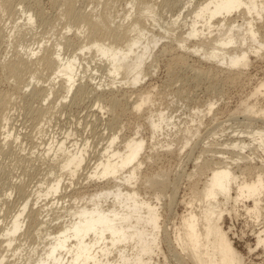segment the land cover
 <instances>
[{
	"label": "rangeland",
	"instance_id": "1",
	"mask_svg": "<svg viewBox=\"0 0 264 264\" xmlns=\"http://www.w3.org/2000/svg\"><path fill=\"white\" fill-rule=\"evenodd\" d=\"M141 1L143 0H76L74 4L77 12H92L96 17L109 11L107 21L115 31L119 27V33L143 17L146 19L145 28L150 38L154 35L161 39L150 53L152 59L146 62L147 80L131 90H136V93L130 91L132 98L125 99L122 92H116L115 97L109 92L100 93V97L93 94L91 90L96 84L103 81L102 85L106 86L112 78L108 76L106 60H101L94 52H85L81 56L84 70L80 72L88 78L76 85L67 100H61V96L60 99L51 96L50 100L44 102L45 95L34 94L32 89L26 90L23 95H17V86L3 72L2 65L17 55L23 56L32 52L38 53L40 58L47 51H54L60 46L64 58H69L80 52V45L87 42L89 31L66 14L67 0H0L1 8L3 2L16 8V12L11 16L7 14L9 11L0 9V23L5 30L3 35L6 34L3 40L0 39V97L9 95L14 98V109L9 114L11 119L8 128L11 127L16 137L20 138L17 143L12 144L11 150H8L9 146L2 144V140L6 138V129L0 126V233L12 227L10 225L20 209L19 204L28 196V200L32 198V203L27 214L31 215L32 209L35 213L28 219L26 226L23 224L24 230L15 237L14 246L8 254L7 248L3 250L0 241V255L4 251L9 259L5 264H24L22 259L25 258L22 256L32 254L33 248L38 247L41 220L48 223L49 230L56 232L57 227L62 224V220L57 221L59 218L68 221L84 206L91 208L89 196L101 191L95 185L77 191L66 190L65 183L56 198L52 195L47 201H36V194L41 190L36 186L55 178L50 176V161L46 158L47 141L54 136L63 139L67 134H71V143H89L91 149L88 153L92 156L93 163V157L101 154V149L114 136H118L120 140L116 142V146L121 152L134 140L146 142L141 159L139 158L144 168L137 174L135 191L142 196L141 201L146 200V203L150 202L153 206H162L158 208L162 215V255L160 260L154 256L155 262L159 264H192L178 250L175 238L183 225V216L191 210L188 204H192L194 209L199 211L201 204L198 206V202L213 170L231 165L232 171L240 178L239 181L247 183L256 181L264 171V149L261 150L258 144H254V138L248 135L254 134L256 130L264 131V48L258 46L264 44V14L262 18H258L254 13L248 16L241 9L226 21H222L226 30L238 22L234 27L243 26V31L248 37H251L250 29L254 28V32H258V44H254L256 40H248L246 44L232 43V46L224 48L228 56H242L243 51L249 55L246 67L232 68L228 66V56L226 66H223L220 60L204 58L203 51L200 54H187L179 48L180 44H183L182 38H186V34L190 32L194 12L205 0H194L192 8L188 6V10L183 8L189 0H144L153 6L158 24H152L150 15H145L138 9ZM258 1L259 5L264 4V0ZM20 10L24 14H35L36 24L30 27L26 22L27 16ZM180 14L183 15V21L174 26L173 19ZM128 16L130 18L126 20ZM184 22H187L188 26ZM248 22H252V28H248ZM198 30H202V26H198ZM216 36L215 31L212 36L208 35L206 40L202 36L193 38L187 46L200 51L198 45L201 41L208 42ZM256 50H262L259 52L260 56L256 54ZM182 55L184 60L179 61V56ZM35 59L32 57L33 61H36ZM37 67L41 69L40 65ZM240 69L241 73H238ZM42 73L45 77L46 72ZM89 77H94L92 80L97 82H92ZM119 82H124L122 77ZM47 84L46 79L38 82L40 86ZM80 84L88 90L79 91ZM119 85L121 86H117ZM140 94L148 98V102L140 110H136L135 103ZM114 102L119 107H112ZM211 104H214L213 110L210 108ZM41 108L50 110L44 120L36 116ZM160 116L170 127L162 124V131L154 130V124L160 122ZM170 118L172 120L168 122ZM241 138L248 144L246 152L223 146L232 139ZM220 150L225 154L218 156ZM240 158L243 159L242 162H238ZM131 170L130 166L125 171ZM113 185L111 183L106 187ZM19 187L25 188L27 197L20 194ZM34 188L38 189L35 195ZM5 196L8 201L10 199L9 203L12 205L4 203ZM236 196L235 193L234 199L228 202L223 196L220 198L221 210L230 212V216L224 214L220 226L227 233L237 256L240 257L239 264H264V244H258L257 240V234L264 232V192L261 196L258 222L256 216L248 214L246 209V206L249 210L253 208V203L236 204ZM156 198L160 199V204L156 202ZM54 200H58L56 206ZM113 200L108 201L112 204ZM60 202L62 206L58 208ZM70 210L74 212L70 214ZM18 248H22V256L12 257ZM41 249L42 247L38 250L39 253H42ZM163 255L168 262L164 260Z\"/></svg>",
	"mask_w": 264,
	"mask_h": 264
},
{
	"label": "bare ground",
	"instance_id": "2",
	"mask_svg": "<svg viewBox=\"0 0 264 264\" xmlns=\"http://www.w3.org/2000/svg\"><path fill=\"white\" fill-rule=\"evenodd\" d=\"M75 2L76 0H67L65 12L76 23L83 25L89 31L87 42L80 45L78 54L75 53L69 58L66 56L65 59L62 54V46H60L54 51H47L40 58H38V53L36 52L23 56L17 55L14 59L2 65L3 72L6 73L9 80L16 84L17 95H23L27 92L26 90L32 89L34 94L45 95L44 102L50 100L51 96L59 97V99L61 96V100H67L76 85L88 78L84 74L81 75L80 72L82 69L84 70L81 64V56L85 52H88V54L94 52L101 60H106L108 76L112 80L106 86L102 85L104 84L103 81L100 84H96V86L94 84L95 88L93 87L94 89L91 90L92 93L98 94L97 97H100L102 96L100 93L109 92L112 97H115L114 94L116 92H122L125 99H131L132 95L130 93L137 92L136 90H131L136 89L144 80H147L145 78L146 62L152 59V54L150 53L157 47L161 39H157L154 35H151L150 38L145 28L146 19L143 17L127 27L122 33H119L117 32L119 27L115 31L107 21L109 11L99 17H96L92 12H77L74 6ZM192 4H194V0H189L183 9L188 10V6L192 8ZM140 5L138 9L143 14L150 15L152 24H158L153 6L144 0L141 1ZM0 9L9 11L7 13L9 16L16 12V8L7 2H3ZM241 9L248 16H252L254 13L258 18H262V14H264V4L259 5L258 0H205L198 6V10L194 12V17L190 24V32L186 34V38L181 37L183 41L181 43L183 44L179 42V48L187 54H200L203 51L204 58L220 60V64L226 66V56L228 54L225 51L226 49H224L225 47L228 48V45L232 46V43L246 44L248 40L254 42L256 36H258V32H254V28H252V22H248V28H252L250 29L251 37L245 35L246 32L243 31V26L234 27L238 22L232 24L227 30L224 28V22L222 21H226ZM184 10H182V14H184ZM20 12L22 11L20 10ZM37 12L40 13L39 9H37ZM22 14L27 16L26 22H28L30 27L36 24L35 14H32V12H28V14L22 12ZM182 14L173 19L175 20L173 22L174 26L179 25L183 21H181ZM128 18L130 16L126 20ZM200 20L202 24H200ZM221 22L222 24H220ZM186 23L184 22V24ZM198 26H202V30L199 31ZM68 30L70 31V28ZM3 31L5 32L0 23V39L2 40L6 35L5 33L3 35ZM215 31L217 32L215 38L208 42H200L201 44L198 45L200 51L187 46L191 39L201 36L205 39L208 35L212 36ZM145 34H148V36H145ZM144 40H146V44H144ZM254 44H258V40ZM258 46L264 48V44H258ZM256 52L260 56L259 52H262V50H256ZM32 57L36 58V61H33ZM228 58H230L228 66L241 68L247 66L249 55L246 51H243L242 56L234 54L228 56ZM180 59L183 61L184 56H179V61H181ZM39 65L41 69L37 67ZM228 70L231 71V69ZM42 72H46L45 77ZM237 72L241 73V69ZM120 77H122L124 82H119ZM93 78H90V80ZM42 79H46V82H48L47 86L38 85V82ZM92 82H97V80H92ZM118 84H121V86H117ZM85 87L80 84L78 89L82 91L86 89ZM138 98L135 103L137 105L135 107L136 110H140L148 102V98L142 94ZM112 107L117 108L119 105L114 102ZM210 108L213 110L214 104H211ZM13 109V97L9 95L0 97V126L6 129V138L2 140V144L5 147L9 146L8 150H11L12 144L20 140L19 137H16L17 135H15L11 127L8 128L9 119H11L9 114ZM49 113V109L41 108L36 116L44 120ZM162 116H160V122H158L160 126L154 124V118H152L154 130L162 131V124H166V120H162ZM171 120L170 118L168 122H171ZM3 122L5 125H3ZM166 126L170 127L168 124ZM248 135L254 138V144H258L261 150L262 148L264 149V131L258 132L256 130L254 134ZM70 138L71 134H67L66 138L59 139L54 136L47 141L46 158L50 161V176L55 178L38 184L36 188H40V192L34 188V195L38 192L36 201H47L52 195L56 198L65 183H67L66 190L73 189L77 191L88 189L87 187L90 185H95L101 191L89 196L90 202H92L91 208L84 206L76 211L70 217V220L66 218L68 221L64 220V218H59L57 221L62 220V224H59L60 226L57 227L58 231L56 232L49 230L48 223L41 220L38 247L33 248V253L26 256H22V248H18L12 257L20 258L22 256L25 258L22 259L24 264H159L155 262L154 256L160 260L162 255L160 250V246H162L160 244L162 215L158 209L162 208V206H153L150 202L146 203V200L141 201L140 198L142 196L135 191L136 182H138L137 174L144 168L140 159L146 142L144 140L140 142L134 140L130 146L124 148V152H121L116 146V142L120 140H118V136H114L101 149V154L93 157L95 159L93 163L91 161L92 156L88 153V150L91 149L89 143H71ZM223 146L227 147V149L240 150V152H246V148H248V144L242 138L232 139L230 143H224ZM185 148L186 146H184ZM126 150H129V152H126ZM262 151L264 152V150ZM223 152L220 150L218 156L225 154ZM220 160H222V157ZM242 160L240 158L238 162H242ZM130 166L132 170L129 172L125 171ZM55 171L56 173L54 174ZM239 180L240 178L232 171L231 165L221 166L212 171V176L205 183L202 198L198 202V206L201 204L200 208H198L199 211H196L192 204H188L191 210L182 218L183 225L178 230L175 245L189 263H240V257L237 256L227 233L220 226L224 214L230 216V212L221 210L219 200L222 196L226 199V202L233 200L236 193V204L252 202L254 207L249 210L246 206V209L248 214L251 213L256 216V222H258L262 205L261 196L264 192V171L260 173L256 181L247 183ZM111 183L114 184L112 187H106V185ZM101 184L103 185L101 186ZM18 189L23 197H27L25 188L19 187ZM6 196L5 199L3 198L5 201H3L10 206V199L8 198V201ZM28 199L29 196L19 204L20 209L16 212L10 225L12 227L0 233L1 247L3 250L7 248L6 254L12 250L16 240L15 237L24 230L28 219L35 214L33 209L30 211L31 215L27 214L32 203V198ZM110 199H114L112 204L108 201ZM158 199L156 198V202L160 204V199ZM38 202L36 203L38 204ZM56 202L58 200H54V206H56ZM74 204H78V202H74ZM60 206H62V202L58 204V208ZM224 208H228V206H224ZM62 212H66V210H62ZM72 212L74 210H70V214ZM43 225L45 226L44 228L42 227ZM257 235L258 244H264V232L261 231ZM134 242L136 243L134 244ZM41 247L42 253H39L38 250ZM6 254L3 251L0 255V264H5L9 261ZM163 258L166 260V256L163 255Z\"/></svg>",
	"mask_w": 264,
	"mask_h": 264
}]
</instances>
